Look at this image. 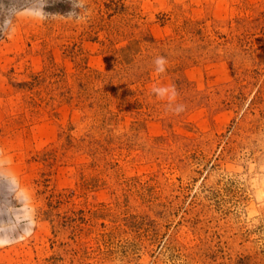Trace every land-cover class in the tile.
<instances>
[{"label": "rangeland", "instance_id": "obj_1", "mask_svg": "<svg viewBox=\"0 0 264 264\" xmlns=\"http://www.w3.org/2000/svg\"><path fill=\"white\" fill-rule=\"evenodd\" d=\"M84 4L0 0V264H264V0Z\"/></svg>", "mask_w": 264, "mask_h": 264}, {"label": "clouds", "instance_id": "obj_2", "mask_svg": "<svg viewBox=\"0 0 264 264\" xmlns=\"http://www.w3.org/2000/svg\"><path fill=\"white\" fill-rule=\"evenodd\" d=\"M37 2L39 6V18L44 19V18H47L49 15H55V14L46 13L43 10L48 4V0H37ZM69 3L71 4V10L65 15L67 18H72L77 21L85 20L87 18L86 16L82 15L80 11L79 12L76 11V9H81L82 11H85V12L87 11V9L85 8L84 0H69ZM2 30H3V24H0V31ZM155 64H156L157 72L162 73L165 71L164 65L166 64V60L163 57H158L155 60ZM152 91L160 97H164L166 94L169 93V91H171V95L169 99H174L176 96L174 86L171 90L167 88H153ZM182 110H183L182 106L176 109L177 112L182 111Z\"/></svg>", "mask_w": 264, "mask_h": 264}]
</instances>
